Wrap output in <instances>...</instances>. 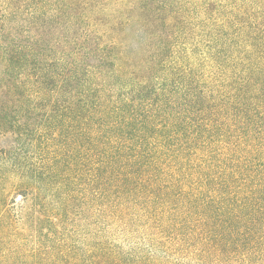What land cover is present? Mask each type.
<instances>
[{
  "label": "trees",
  "instance_id": "obj_1",
  "mask_svg": "<svg viewBox=\"0 0 264 264\" xmlns=\"http://www.w3.org/2000/svg\"><path fill=\"white\" fill-rule=\"evenodd\" d=\"M0 264H264V0H0Z\"/></svg>",
  "mask_w": 264,
  "mask_h": 264
}]
</instances>
